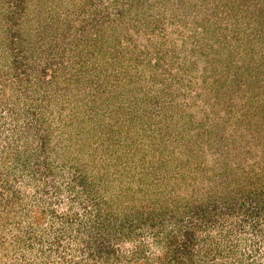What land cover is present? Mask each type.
<instances>
[{
    "label": "rangeland",
    "instance_id": "1",
    "mask_svg": "<svg viewBox=\"0 0 264 264\" xmlns=\"http://www.w3.org/2000/svg\"><path fill=\"white\" fill-rule=\"evenodd\" d=\"M106 228L112 264H264V0H0V264Z\"/></svg>",
    "mask_w": 264,
    "mask_h": 264
},
{
    "label": "trees",
    "instance_id": "2",
    "mask_svg": "<svg viewBox=\"0 0 264 264\" xmlns=\"http://www.w3.org/2000/svg\"><path fill=\"white\" fill-rule=\"evenodd\" d=\"M96 230V224H93L90 228H89V234L91 235V237H89L88 239L92 242V237L94 236L93 234V231L95 233H97V230ZM104 232L101 233L100 235L103 236V234H109L110 235V239L106 240L103 244L101 245H97L96 247L92 248V251L95 253V257L96 261H94L93 264H112L111 262L113 260H121L123 259L125 256L123 255V253L121 252L120 254L116 255V248L114 247L115 246V242L114 241H117V239H119V235H118V231H111L110 229H105L103 230ZM109 238V236H108ZM90 241H89V247L88 248H91L90 246ZM84 249H87V248H84ZM89 250V249H87ZM92 253V252H91ZM122 254V256H121ZM121 256V258H120ZM91 257V256H90ZM85 260L88 261V259L86 258H83ZM114 262V261H113ZM126 262V261H125ZM122 263V260L121 262Z\"/></svg>",
    "mask_w": 264,
    "mask_h": 264
}]
</instances>
